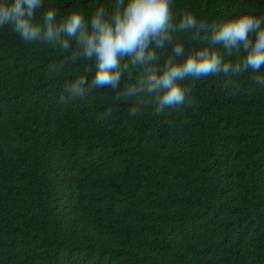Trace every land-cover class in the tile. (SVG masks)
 <instances>
[{
    "label": "trees",
    "instance_id": "obj_1",
    "mask_svg": "<svg viewBox=\"0 0 264 264\" xmlns=\"http://www.w3.org/2000/svg\"><path fill=\"white\" fill-rule=\"evenodd\" d=\"M114 2L43 0L36 22L47 8ZM172 7L177 20L264 16V0ZM153 50L157 70L173 58L171 45ZM76 52L74 40L63 51L0 27V264H264V86L250 71L185 78L184 104L157 113L148 95H118L144 74L128 57L117 89L72 96L95 75Z\"/></svg>",
    "mask_w": 264,
    "mask_h": 264
},
{
    "label": "clouds",
    "instance_id": "obj_2",
    "mask_svg": "<svg viewBox=\"0 0 264 264\" xmlns=\"http://www.w3.org/2000/svg\"><path fill=\"white\" fill-rule=\"evenodd\" d=\"M172 3L173 0H115L110 8L99 5L88 13L71 8L60 15L47 8L42 23H38L36 13L43 0H0V27L10 26L24 42L46 41L63 51H68L74 40L77 52L73 58L94 61L95 75L90 84L84 77L72 82L68 86L72 96H83L86 85L117 89L122 57L143 67L144 74L118 95H148L157 113L184 104L185 89L178 81L185 78L198 80L250 71L253 82L264 86V16L244 12L205 22L191 11H183L177 20ZM174 33H188L192 40L209 46L186 52L183 43L174 42ZM166 45H171L173 58L159 70L151 67L157 59L153 46L163 49ZM240 49L244 56L239 62L226 58L225 54ZM130 111L135 116L138 109Z\"/></svg>",
    "mask_w": 264,
    "mask_h": 264
}]
</instances>
